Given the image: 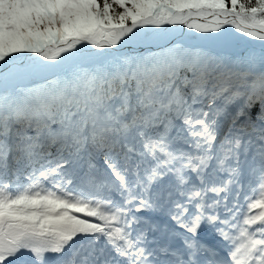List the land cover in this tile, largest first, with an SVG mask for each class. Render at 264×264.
I'll return each mask as SVG.
<instances>
[{
    "label": "snow or ice",
    "instance_id": "snow-or-ice-1",
    "mask_svg": "<svg viewBox=\"0 0 264 264\" xmlns=\"http://www.w3.org/2000/svg\"><path fill=\"white\" fill-rule=\"evenodd\" d=\"M0 264H264V0H0Z\"/></svg>",
    "mask_w": 264,
    "mask_h": 264
}]
</instances>
